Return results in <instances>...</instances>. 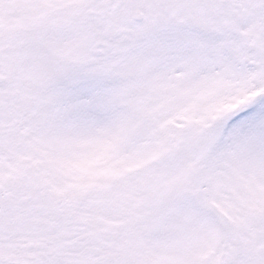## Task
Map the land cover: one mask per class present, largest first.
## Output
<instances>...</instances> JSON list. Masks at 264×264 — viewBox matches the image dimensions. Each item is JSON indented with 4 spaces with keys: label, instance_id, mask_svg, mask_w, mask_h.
I'll use <instances>...</instances> for the list:
<instances>
[{
    "label": "snow or ice",
    "instance_id": "obj_1",
    "mask_svg": "<svg viewBox=\"0 0 264 264\" xmlns=\"http://www.w3.org/2000/svg\"><path fill=\"white\" fill-rule=\"evenodd\" d=\"M0 264H264V0H0Z\"/></svg>",
    "mask_w": 264,
    "mask_h": 264
}]
</instances>
